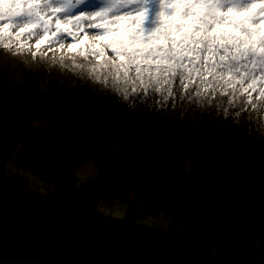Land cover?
<instances>
[{
    "label": "trees",
    "instance_id": "trees-1",
    "mask_svg": "<svg viewBox=\"0 0 264 264\" xmlns=\"http://www.w3.org/2000/svg\"><path fill=\"white\" fill-rule=\"evenodd\" d=\"M38 78L24 92L0 77L1 225L22 218L40 257L33 239L54 255L73 244L79 264L116 234L131 264H264V129L251 106L253 123L237 126L210 109L132 108L86 77L38 91ZM86 162L95 173L79 183ZM114 204L118 218L103 210ZM0 264L32 263L0 247Z\"/></svg>",
    "mask_w": 264,
    "mask_h": 264
},
{
    "label": "snow or ice",
    "instance_id": "snow-or-ice-1",
    "mask_svg": "<svg viewBox=\"0 0 264 264\" xmlns=\"http://www.w3.org/2000/svg\"><path fill=\"white\" fill-rule=\"evenodd\" d=\"M81 34L102 38L87 42L98 63L75 66L129 107L210 109L239 126L264 105V0H0L6 50ZM105 49L117 59L101 61Z\"/></svg>",
    "mask_w": 264,
    "mask_h": 264
},
{
    "label": "rangeland",
    "instance_id": "rangeland-1",
    "mask_svg": "<svg viewBox=\"0 0 264 264\" xmlns=\"http://www.w3.org/2000/svg\"><path fill=\"white\" fill-rule=\"evenodd\" d=\"M108 38H111V34L103 37V39ZM101 39V37L81 34L76 41L69 38L60 44L52 46L51 49L47 46H41L37 49L34 46V41H24L25 44L32 46V51L25 50L23 52H17L15 46L11 51L6 50L3 46H0V77L3 78L7 84L24 92L26 89L25 80L28 75L35 76L38 74V83H36V87L39 89L38 91H41L46 83L49 84V82H51L52 86L55 87V89L52 90L54 93L59 92V87L61 85H72L76 80L80 79L81 76L93 81L88 76L86 69H81L75 65L97 64L98 61L96 57L91 54V50L90 47L87 46V42L100 41ZM69 43H76L78 47L76 49H69ZM79 46H84V52L87 59L80 55ZM100 46L102 47L103 45L101 44ZM33 51L37 53L35 57L32 55ZM105 58L109 60L117 59L115 54H113L110 49H105L104 55L100 57V60L103 61ZM100 84L104 85L103 83ZM109 86L111 85L109 84ZM254 114L264 129V105L254 111ZM8 170L10 173L16 172V169L11 164L9 165ZM94 173L95 171L92 164L86 162L77 172L78 182L81 183L86 178L94 175ZM21 174L28 179L29 188L43 192L46 185L43 181L27 173ZM103 210L107 216L118 218L123 212V207L119 204H114L109 207L105 206ZM10 222L9 228L6 227L8 230L0 227V229L4 231V234H6V232H10L15 236H18V238L21 237L22 242L31 240L28 237L29 228L22 218H16L14 221L11 220ZM156 224L158 226L162 225V223ZM163 240L158 239V241L154 242V245L158 246L161 242H163ZM37 244L43 250V254H41L42 258L51 264H79L76 261L78 251L75 250L72 245L68 244L58 255H54L47 249V243L45 241H39ZM0 247L4 246L2 245ZM65 254L68 256L66 257ZM90 264H131V261L125 255L122 237L116 234L102 247L96 257V260Z\"/></svg>",
    "mask_w": 264,
    "mask_h": 264
},
{
    "label": "water",
    "instance_id": "water-1",
    "mask_svg": "<svg viewBox=\"0 0 264 264\" xmlns=\"http://www.w3.org/2000/svg\"><path fill=\"white\" fill-rule=\"evenodd\" d=\"M3 229L8 230L6 227L1 226ZM0 242L4 246V249L8 252H19L32 264H51L42 257H40L36 252H34L28 245L22 242L18 236L10 232L2 234L0 232Z\"/></svg>",
    "mask_w": 264,
    "mask_h": 264
},
{
    "label": "bare ground",
    "instance_id": "bare-ground-1",
    "mask_svg": "<svg viewBox=\"0 0 264 264\" xmlns=\"http://www.w3.org/2000/svg\"><path fill=\"white\" fill-rule=\"evenodd\" d=\"M19 239L21 240V237H19ZM33 243H38V241H36L35 239H33ZM73 245V244H72ZM30 247V246H29ZM31 248V247H30ZM75 248V247H74ZM72 249V248H71ZM76 250V249H75Z\"/></svg>",
    "mask_w": 264,
    "mask_h": 264
},
{
    "label": "crops",
    "instance_id": "crops-1",
    "mask_svg": "<svg viewBox=\"0 0 264 264\" xmlns=\"http://www.w3.org/2000/svg\"><path fill=\"white\" fill-rule=\"evenodd\" d=\"M68 254V253H67ZM67 254H65L66 255V257L68 256Z\"/></svg>",
    "mask_w": 264,
    "mask_h": 264
}]
</instances>
